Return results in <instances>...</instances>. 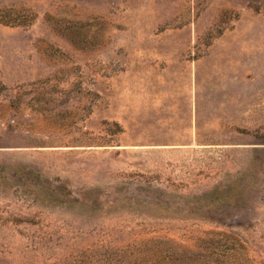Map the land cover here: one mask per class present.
Here are the masks:
<instances>
[{
    "label": "rangeland",
    "instance_id": "374dc122",
    "mask_svg": "<svg viewBox=\"0 0 264 264\" xmlns=\"http://www.w3.org/2000/svg\"><path fill=\"white\" fill-rule=\"evenodd\" d=\"M0 264H264V0H0Z\"/></svg>",
    "mask_w": 264,
    "mask_h": 264
}]
</instances>
